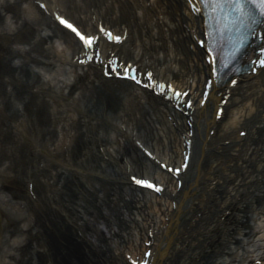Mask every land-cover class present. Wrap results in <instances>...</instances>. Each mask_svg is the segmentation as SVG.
Returning a JSON list of instances; mask_svg holds the SVG:
<instances>
[{"label":"bare ground","instance_id":"bare-ground-1","mask_svg":"<svg viewBox=\"0 0 264 264\" xmlns=\"http://www.w3.org/2000/svg\"><path fill=\"white\" fill-rule=\"evenodd\" d=\"M71 1L73 8H78L80 14L75 15L73 11L72 13L66 11L65 16L80 24V16H87L89 19L92 17L96 19L98 16L114 30L126 32L128 37L125 42L112 47L120 59H125L126 62L132 60L133 64L142 69L149 67L157 78L161 79H153L156 80V86H153L150 80L146 81L149 91L138 88L127 80L105 79L100 70L112 72V68L104 60L101 63L103 68L99 70L98 66H93L94 68L74 66L68 70V75L77 76L90 85L91 89L86 98L92 102L95 100L103 106L99 117L109 127L115 125L106 110L115 113L118 109L116 91L125 103L133 98L132 107L139 112L143 120L140 124L129 118L123 120L122 123H125L127 129L124 132H120L117 126L113 127L117 145L120 146V149H115L114 145H108L102 132L100 135L98 125L93 122L96 117L92 116L91 110L84 107L78 111L82 113L79 118L81 117L80 122L84 121L83 126H90L92 129L89 145L96 144L99 155L108 156L110 165L120 162L118 167L113 166L115 172L113 175L118 177L121 183L118 188L119 195L110 190H106V193L109 201L114 203L118 214L121 215L123 223L129 224L128 237L126 240L118 241V237L123 234L119 229H115L109 213L103 209L94 216L96 220L91 231L83 230V226L73 220L85 233L77 236L67 222H63L65 217L63 211L79 209L83 210L82 218L89 215L84 196L95 192L96 189L85 186L79 180H68L64 171L57 170L53 175V193L45 195L46 206L43 209L41 207L30 209L33 216L32 224L29 223L25 228L28 239L24 243L21 241V247L19 246L23 255L18 260L17 256H12L14 262L11 264H130L129 262L134 259L138 262L144 260V253L148 249H151L148 260L149 262L154 260L152 261L154 264H175L184 253L189 254L181 259V264H207L203 258L218 250L216 247L222 243L221 236L224 230L238 240L237 226L243 222L244 216L240 212L244 213L249 207V197L255 195L249 190L257 184L261 187L264 183V176L263 179L257 180V176L264 171V70L255 75L243 74L235 87L217 89L214 86L212 96L206 102L208 96L203 88L210 76V67L205 63L204 50L197 46L195 39L201 34L202 22L191 13L185 0H85L80 3L78 2L80 0ZM19 6H22L26 14L36 17H42L40 13L44 12L31 0H21ZM90 7L94 9L91 10ZM3 15L10 21L8 13L5 12ZM50 22L48 18L49 28L55 32L43 34L42 37L51 42V48L56 56L57 52L64 49L72 55L82 51L71 32L55 20ZM82 27L90 32V28ZM11 28L9 25V29ZM47 30L48 28L44 27L41 33ZM263 44L264 39L258 47ZM123 51H128V54L125 55ZM69 58L68 56L67 59ZM62 65L58 63L53 67L60 71L66 69ZM109 83L117 85L110 87ZM160 85L165 87L161 88ZM79 87L81 88L77 86L76 89ZM167 88L176 89L181 94L185 93L180 102L194 103L193 112L185 116L184 109L175 110L172 106L173 101L165 97L164 92ZM154 90L161 93L155 95ZM228 93L230 97L226 104L221 106L225 109V117L221 118L218 115L215 117L216 106ZM73 94L74 91L71 93L72 97H69L72 100ZM187 120L192 126L188 125ZM142 127L146 136L156 133L157 137L154 136L152 140L158 138L166 150L161 161H167V167L180 165L184 156L190 153V144L194 148L193 157L190 158V170L181 175L183 179L181 186H178L177 181L180 175L175 177L162 171L158 172L157 176L163 179L165 185L158 194L133 186L130 181L131 174L137 173L141 176L146 174L144 167H139L142 160H145L141 153L142 143L147 147L151 141L144 135L146 142L144 143L129 133L135 132V129L142 133ZM245 129L248 136L241 138L239 132ZM190 130L193 134H190ZM84 133L86 134V131ZM191 139L195 141L191 143ZM71 141L69 148L67 146V152L71 144H74L72 154L82 156L81 139ZM100 147H103L102 150H99ZM130 162L131 169L126 170ZM256 163L262 166L256 167ZM74 164L78 165V162ZM79 164L88 172L92 169L86 162L85 166L84 159ZM96 169L101 170L105 167ZM225 182L231 183L232 187L223 193L221 187ZM34 188L33 186L32 190ZM64 191L67 192L65 197ZM212 201L215 215L209 221L211 218L207 216L209 210L206 216L204 214L198 219L197 222L206 220V224L197 231L198 236L193 239L192 229H186V225L195 220V215L204 211L207 204ZM1 214L2 210L0 216ZM76 216L81 218L77 214ZM89 216H93V212ZM4 217L5 224L12 227L11 218L5 215ZM196 226L197 224L192 228ZM195 230L196 228L193 229ZM251 231L247 230L244 234L251 236ZM98 234L103 241L100 245L102 249L95 242ZM161 238L163 240L160 242ZM147 241L150 245H146ZM102 250L108 253L104 255H109V259L102 257ZM128 254L131 259L127 257ZM257 259L264 261V255L251 258L246 264H256ZM213 264L230 263L215 261Z\"/></svg>","mask_w":264,"mask_h":264},{"label":"rangeland","instance_id":"rangeland-1","mask_svg":"<svg viewBox=\"0 0 264 264\" xmlns=\"http://www.w3.org/2000/svg\"><path fill=\"white\" fill-rule=\"evenodd\" d=\"M20 1L0 0V210L3 212L0 216V264H11L14 262L12 256H17L18 260L23 255L19 246L28 239L25 228L29 223L32 224L30 209H43L46 206L45 195L53 193V175L57 170L64 171L68 180H79L85 186L96 189L84 196L88 213L90 215L93 212V216L84 215L82 218L83 210L79 209L64 211L63 222H67L70 229H76L74 220L83 226V230L91 231L96 220L94 216L103 209L109 213L115 229L123 234L118 237V241L126 240L129 232V224L123 223L121 215L106 193V190H110L119 195V184L94 173L101 166H113L107 162V156L103 158L99 155L93 143L89 145L92 129L90 126H83L84 121L80 122L79 116L82 113L78 112L79 108L90 109L92 116L96 117L93 122L98 125L100 135L102 132L108 145L120 149L113 129L115 126L109 127L99 117L100 109L103 108L100 103L86 98L90 85L77 76H69L53 67L57 61L49 40L42 37L46 33H41L45 27L44 18L26 14L22 6H19ZM61 1L67 8L73 7L71 0ZM5 12L10 15V21L3 15ZM108 85L114 87L117 83ZM77 86L81 88L76 89ZM73 91L74 100L69 98ZM116 94L118 109L115 113L106 110L112 122L118 124L119 120L129 118L136 124L142 123L139 112L132 107L133 98L125 103L118 96V91ZM141 131L145 133L143 127ZM148 137L152 140L153 134ZM72 138L81 139L82 156L72 154L74 144H71L68 152L65 150L64 144L67 146L72 143ZM82 159L84 164L86 162L92 167L90 172L79 164ZM33 186L36 189L32 190ZM231 187V183L225 182L221 191L224 193ZM254 192L258 196L251 197L250 206L244 213L240 212L244 216L243 222L237 226L238 240L231 238L229 232L224 230L222 243L216 247L218 250L203 258L207 264H213L214 261L235 264L246 257L264 255V186ZM63 193L65 197L67 192ZM4 215L11 218L12 227L5 224ZM209 215L213 217L214 212ZM57 218L60 221L58 216ZM205 221H200L196 230H192L194 238L197 231L204 227ZM247 230H253L250 237L244 234ZM21 241L23 242L20 243ZM102 242L98 235L96 245L100 249ZM104 254L108 253L102 250V257L109 259V255Z\"/></svg>","mask_w":264,"mask_h":264},{"label":"snow or ice","instance_id":"snow-or-ice-1","mask_svg":"<svg viewBox=\"0 0 264 264\" xmlns=\"http://www.w3.org/2000/svg\"><path fill=\"white\" fill-rule=\"evenodd\" d=\"M197 5H201L202 7L197 8ZM192 6L200 12L207 11L209 19L215 24L213 30L215 36L213 32L210 31L209 39H226L229 44L230 51L227 53V57L224 61L225 67L231 63L236 54L243 49L244 43L250 35V30L254 27L257 19L259 17H264V0H195ZM60 20L76 34L79 41L83 45H86L88 49H92L99 40L98 36L86 33V31L81 30L67 18L60 17ZM108 34L113 39H121V37L114 36L111 32ZM260 37L264 39V32L260 33ZM200 42L204 43V41ZM261 51L264 52V49H261ZM211 58L214 60L216 58L215 54ZM259 64L264 65V58L259 59ZM125 74L130 75V73ZM148 75L151 76L152 73H148ZM141 83L143 82L141 81ZM153 86H156L155 81L153 82ZM160 87L163 88L165 86L160 85ZM219 115L221 118H224L226 115L225 109H219ZM165 167H167V165H165ZM184 167L186 168L187 165L185 164ZM180 170L181 169H175L176 172ZM137 182L156 189L157 191L163 190V185H158L152 180L138 179ZM144 264H147V261H145Z\"/></svg>","mask_w":264,"mask_h":264}]
</instances>
